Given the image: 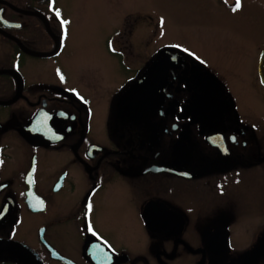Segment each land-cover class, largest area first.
<instances>
[{
  "label": "flooded vegetation",
  "instance_id": "1",
  "mask_svg": "<svg viewBox=\"0 0 264 264\" xmlns=\"http://www.w3.org/2000/svg\"><path fill=\"white\" fill-rule=\"evenodd\" d=\"M88 1L0 0V264H264V9L115 0L68 47ZM176 5L198 33L167 34Z\"/></svg>",
  "mask_w": 264,
  "mask_h": 264
},
{
  "label": "rangeland",
  "instance_id": "2",
  "mask_svg": "<svg viewBox=\"0 0 264 264\" xmlns=\"http://www.w3.org/2000/svg\"><path fill=\"white\" fill-rule=\"evenodd\" d=\"M137 1L140 2L142 0H121L120 9L121 12H134L137 7ZM247 2L252 4V8L255 5L261 6L264 9V0H246ZM114 2L115 0H104V1H96V0H89L88 1V14L85 16L83 27L77 28L76 26H73L72 32L78 33L76 38L70 34L67 39V45L68 47L72 45V43L76 42V39L80 42L82 41L81 37L86 38H92V37H106L110 34V32L113 31L114 28V21H113V10H114ZM147 0H143L141 7H145ZM178 5L171 8L169 24L165 25V30H167V34H173V35H180L182 33L184 34H195L198 33L197 27L193 24H187L188 22L183 21L181 23L178 22V18L180 16ZM185 17L186 15H182ZM200 18H209L212 19V22L209 23L207 26L210 27L212 32H220L222 29L226 27L228 24V21L232 16L229 13H223L220 11H217L216 13L209 15L206 13H200ZM134 24L136 25V17L134 20ZM153 26V32L152 34L156 38L157 34H163L164 26L161 25L160 27H156V25ZM152 26H148V31ZM242 30H245L244 26H241ZM162 32V33H161ZM80 37V38H78ZM158 45V43L154 46Z\"/></svg>",
  "mask_w": 264,
  "mask_h": 264
},
{
  "label": "water",
  "instance_id": "3",
  "mask_svg": "<svg viewBox=\"0 0 264 264\" xmlns=\"http://www.w3.org/2000/svg\"><path fill=\"white\" fill-rule=\"evenodd\" d=\"M34 54L38 55V56H42V57H46V56H51L54 53H40V52H34ZM264 58V57H263ZM264 61V60H263ZM163 65V61H159L157 62L153 68L150 70L148 77L141 82L132 92L129 101H128V107L129 108H133L136 106L139 107H144V104H150L153 94H154V85H152V80H151V76L155 75L161 68ZM262 78H263V82H264V63L262 64ZM143 96L145 97L144 102L142 101ZM149 98V99H148ZM188 176V175H187ZM4 218V217H3ZM2 218V216L0 217V222H2V220H4ZM10 244V242L8 240H4L0 238V250L4 249V247H7Z\"/></svg>",
  "mask_w": 264,
  "mask_h": 264
},
{
  "label": "snow or ice",
  "instance_id": "4",
  "mask_svg": "<svg viewBox=\"0 0 264 264\" xmlns=\"http://www.w3.org/2000/svg\"><path fill=\"white\" fill-rule=\"evenodd\" d=\"M237 7H239V4L237 5ZM57 15L59 16L60 15V13L59 12H57ZM64 23H67V21H64ZM91 208V205H89V209Z\"/></svg>",
  "mask_w": 264,
  "mask_h": 264
}]
</instances>
